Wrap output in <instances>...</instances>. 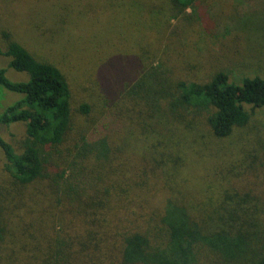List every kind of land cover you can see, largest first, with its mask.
Returning a JSON list of instances; mask_svg holds the SVG:
<instances>
[{"label": "trees", "instance_id": "1", "mask_svg": "<svg viewBox=\"0 0 264 264\" xmlns=\"http://www.w3.org/2000/svg\"><path fill=\"white\" fill-rule=\"evenodd\" d=\"M171 1L180 10L196 2ZM9 39L0 55L27 78L0 67V85L23 94L0 124L24 125L18 147L0 134V264H196L201 251L213 256L200 264H264V195L226 185L212 205L194 190L201 150L235 127L259 147L212 153L208 166L230 161L227 170L260 186L254 110L264 107V76L234 82L219 70L196 82L149 70L94 101L97 77L77 88V62L66 70Z\"/></svg>", "mask_w": 264, "mask_h": 264}, {"label": "rangeland", "instance_id": "2", "mask_svg": "<svg viewBox=\"0 0 264 264\" xmlns=\"http://www.w3.org/2000/svg\"><path fill=\"white\" fill-rule=\"evenodd\" d=\"M9 38L66 70L77 62L82 74V79L75 81L77 88L96 76L100 88L94 90V101L115 97L120 87L149 70L196 82L207 81L219 70L227 71L234 82L243 76H264V0H196L193 7L184 10L171 0H0V48H5ZM0 67L11 80L27 78L25 72L9 67L4 55H0ZM22 96L0 85V113ZM254 111L263 133V151L257 157L262 159L264 107ZM233 132L214 146L205 145L199 169L195 168L202 187L194 190L201 188L202 199L210 197L212 205L226 185L234 186L229 191L252 190L255 195H264V176L254 188L249 180L252 174L236 176L227 170L230 161L216 169L208 166L212 153L222 156L259 147L257 142L251 145L244 127H235ZM0 134L18 147L24 125L0 124ZM125 150L123 155H129ZM234 170L241 171L237 163ZM6 174L0 150V181ZM192 199L202 201L200 195L189 202ZM205 254L201 251L196 264L212 259L213 255Z\"/></svg>", "mask_w": 264, "mask_h": 264}]
</instances>
